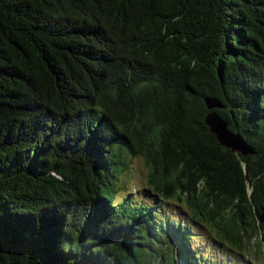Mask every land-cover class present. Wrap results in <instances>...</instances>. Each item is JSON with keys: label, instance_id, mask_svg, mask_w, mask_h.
I'll return each instance as SVG.
<instances>
[{"label": "trees", "instance_id": "trees-1", "mask_svg": "<svg viewBox=\"0 0 264 264\" xmlns=\"http://www.w3.org/2000/svg\"><path fill=\"white\" fill-rule=\"evenodd\" d=\"M136 154L148 201L114 203ZM167 201L218 247L264 231V0H0V264H212Z\"/></svg>", "mask_w": 264, "mask_h": 264}, {"label": "rangeland", "instance_id": "rangeland-1", "mask_svg": "<svg viewBox=\"0 0 264 264\" xmlns=\"http://www.w3.org/2000/svg\"><path fill=\"white\" fill-rule=\"evenodd\" d=\"M128 168L125 172L119 174L116 189L114 193V203H119L124 197H129L132 205H137L148 201L146 198L147 186V167L141 155H127L126 159ZM161 205L160 217H169V219L181 220L191 227L190 236L191 246L201 252L202 257L209 256L212 264H264V231H258L250 236L248 244L243 252H236L229 248L218 247L211 240L207 231L192 225L188 216L185 214L186 207L183 203H173L171 201L159 203ZM257 243H260L261 250L258 251ZM219 257L220 259H218ZM155 264V263H151Z\"/></svg>", "mask_w": 264, "mask_h": 264}, {"label": "water", "instance_id": "water-1", "mask_svg": "<svg viewBox=\"0 0 264 264\" xmlns=\"http://www.w3.org/2000/svg\"><path fill=\"white\" fill-rule=\"evenodd\" d=\"M206 109L210 111L205 117V123L214 134L217 142L233 152L242 156L253 155L255 152L252 147L238 135L230 132L227 123L221 119L212 109L220 108V103L212 98H205Z\"/></svg>", "mask_w": 264, "mask_h": 264}]
</instances>
